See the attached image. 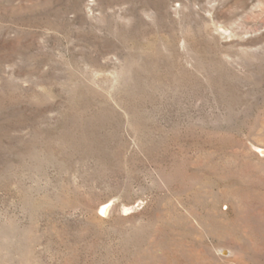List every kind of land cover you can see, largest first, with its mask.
Returning a JSON list of instances; mask_svg holds the SVG:
<instances>
[{
    "label": "rangeland",
    "instance_id": "374dc122",
    "mask_svg": "<svg viewBox=\"0 0 264 264\" xmlns=\"http://www.w3.org/2000/svg\"><path fill=\"white\" fill-rule=\"evenodd\" d=\"M0 264H264V0H0Z\"/></svg>",
    "mask_w": 264,
    "mask_h": 264
},
{
    "label": "bare ground",
    "instance_id": "6f19581e",
    "mask_svg": "<svg viewBox=\"0 0 264 264\" xmlns=\"http://www.w3.org/2000/svg\"><path fill=\"white\" fill-rule=\"evenodd\" d=\"M102 210H103L104 213H107L110 210V206L105 204V206L103 207Z\"/></svg>",
    "mask_w": 264,
    "mask_h": 264
}]
</instances>
